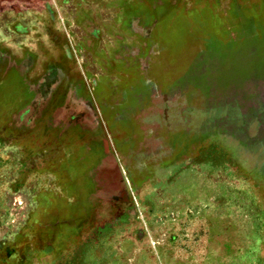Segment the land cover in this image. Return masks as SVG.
I'll return each instance as SVG.
<instances>
[{"label": "rangeland", "instance_id": "rangeland-1", "mask_svg": "<svg viewBox=\"0 0 264 264\" xmlns=\"http://www.w3.org/2000/svg\"><path fill=\"white\" fill-rule=\"evenodd\" d=\"M0 264H264V0H0Z\"/></svg>", "mask_w": 264, "mask_h": 264}]
</instances>
